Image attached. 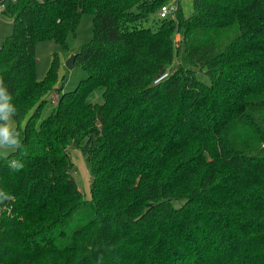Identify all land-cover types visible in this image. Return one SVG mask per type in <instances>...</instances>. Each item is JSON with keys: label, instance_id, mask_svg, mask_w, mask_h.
<instances>
[{"label": "trees", "instance_id": "trees-1", "mask_svg": "<svg viewBox=\"0 0 264 264\" xmlns=\"http://www.w3.org/2000/svg\"><path fill=\"white\" fill-rule=\"evenodd\" d=\"M168 1L6 3L0 78L27 155L0 154L13 197L0 205V264H264V0H193L189 15L178 0L159 17ZM83 12L86 74L64 91L57 53L37 77L36 44L65 42ZM177 30L186 64L169 70Z\"/></svg>", "mask_w": 264, "mask_h": 264}, {"label": "rangeland", "instance_id": "rangeland-1", "mask_svg": "<svg viewBox=\"0 0 264 264\" xmlns=\"http://www.w3.org/2000/svg\"><path fill=\"white\" fill-rule=\"evenodd\" d=\"M173 1L174 0H169L168 2ZM181 5L185 15H189L192 12L193 0H181ZM93 20V12H83L75 32L68 33L65 42L62 43L54 39H47L39 41L36 44V73L39 79H42L46 75L51 65L53 55L57 53L60 64L58 69L59 77L56 86L62 87L64 91L74 89L77 86L80 78L86 74V71L77 65L72 68L69 67L66 64V61L72 54L77 53L93 36ZM13 28L14 26L12 19L2 10H0V45L3 43L5 38L13 32ZM173 38L175 46L179 52L176 53L174 61L169 67V70L175 69L180 63L186 64L185 46L183 43H181V32L178 30L175 31ZM197 75L202 81L210 83V77L204 71L198 70ZM47 96L49 98V102L46 104L43 110V115L45 116L50 113L55 104L54 101L57 98L56 90H52ZM8 153L2 154L6 155ZM70 155L75 164L74 174L78 184L84 191L85 195L89 197L91 177L88 162L79 149H72Z\"/></svg>", "mask_w": 264, "mask_h": 264}, {"label": "clouds", "instance_id": "clouds-1", "mask_svg": "<svg viewBox=\"0 0 264 264\" xmlns=\"http://www.w3.org/2000/svg\"><path fill=\"white\" fill-rule=\"evenodd\" d=\"M12 100V94L0 78V154L20 151L21 155H27L23 152L22 137L15 126L14 118L18 115V109ZM7 167L13 172H18L24 168V163L20 159L13 158L8 160ZM12 199L11 194L0 189V205Z\"/></svg>", "mask_w": 264, "mask_h": 264}, {"label": "built area", "instance_id": "built-area-1", "mask_svg": "<svg viewBox=\"0 0 264 264\" xmlns=\"http://www.w3.org/2000/svg\"><path fill=\"white\" fill-rule=\"evenodd\" d=\"M9 1H16V0H1L0 10H3L6 6V3ZM177 9H178V0H174L173 2H166L161 5L158 11L159 17L173 16L175 12L177 11ZM167 74H168V71L162 74L160 78L167 76Z\"/></svg>", "mask_w": 264, "mask_h": 264}, {"label": "water", "instance_id": "water-1", "mask_svg": "<svg viewBox=\"0 0 264 264\" xmlns=\"http://www.w3.org/2000/svg\"><path fill=\"white\" fill-rule=\"evenodd\" d=\"M75 56L76 53L72 54L66 61V64L71 68L75 66Z\"/></svg>", "mask_w": 264, "mask_h": 264}]
</instances>
